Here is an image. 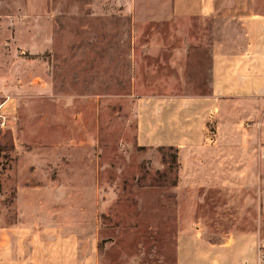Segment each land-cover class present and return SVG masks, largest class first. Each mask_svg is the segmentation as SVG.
Segmentation results:
<instances>
[{
	"label": "rangeland",
	"instance_id": "rangeland-1",
	"mask_svg": "<svg viewBox=\"0 0 264 264\" xmlns=\"http://www.w3.org/2000/svg\"><path fill=\"white\" fill-rule=\"evenodd\" d=\"M246 1L264 12V0ZM144 5L0 0V220L17 206L25 223L53 217L97 242L104 263L223 257L234 243L182 252L197 234L223 243L247 231L258 254L264 97L220 94L200 112L198 96L212 92L209 26L156 21Z\"/></svg>",
	"mask_w": 264,
	"mask_h": 264
},
{
	"label": "crops",
	"instance_id": "crops-1",
	"mask_svg": "<svg viewBox=\"0 0 264 264\" xmlns=\"http://www.w3.org/2000/svg\"><path fill=\"white\" fill-rule=\"evenodd\" d=\"M146 9L153 15L151 19H162L169 15L170 23L184 22L192 25H208L205 38L209 42V67L212 72L211 94L198 96L195 106L200 112L206 108L208 113L217 108L220 94L233 97H264V12H247L253 7L246 0H157L156 4L144 0ZM182 3V4H181ZM181 4L182 8H179ZM181 10V11H180ZM177 18V19H176ZM163 22V21H161ZM169 23V22H168ZM218 26V27H217ZM221 28V29H220ZM219 33V34H217ZM198 39H201L198 37ZM188 98V97H187ZM188 104V100H184ZM206 121L199 126L201 136L192 146L200 145L205 139ZM179 146L182 141L176 142ZM231 164L228 163V167ZM222 168H226L223 163ZM220 183H229L223 176ZM19 198L18 193L15 197ZM263 197L260 198V212L263 214ZM9 212V205L4 206ZM263 208V209H262ZM17 215L2 216L0 220V264H133L128 262L104 263L98 243H87L72 230L57 224L53 217L46 222L29 224ZM46 211L52 212L50 208ZM192 243H202V247L191 252H182L198 257L223 245L234 243L237 253L221 257L209 255L207 259L193 261L179 260L173 264H255L257 262L258 233L247 231L231 234L223 243L204 241L197 234ZM183 244H181V247Z\"/></svg>",
	"mask_w": 264,
	"mask_h": 264
},
{
	"label": "built area",
	"instance_id": "built-area-1",
	"mask_svg": "<svg viewBox=\"0 0 264 264\" xmlns=\"http://www.w3.org/2000/svg\"><path fill=\"white\" fill-rule=\"evenodd\" d=\"M257 258L258 264L261 263V260H264V249H259Z\"/></svg>",
	"mask_w": 264,
	"mask_h": 264
},
{
	"label": "bare ground",
	"instance_id": "bare-ground-1",
	"mask_svg": "<svg viewBox=\"0 0 264 264\" xmlns=\"http://www.w3.org/2000/svg\"><path fill=\"white\" fill-rule=\"evenodd\" d=\"M260 264H262V263H260Z\"/></svg>",
	"mask_w": 264,
	"mask_h": 264
}]
</instances>
